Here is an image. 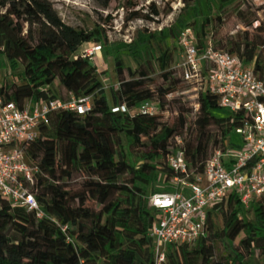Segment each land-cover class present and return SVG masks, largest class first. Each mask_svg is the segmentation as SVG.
I'll use <instances>...</instances> for the list:
<instances>
[{
	"label": "trees",
	"instance_id": "obj_1",
	"mask_svg": "<svg viewBox=\"0 0 264 264\" xmlns=\"http://www.w3.org/2000/svg\"><path fill=\"white\" fill-rule=\"evenodd\" d=\"M238 1L183 0L184 7L170 28L145 30L127 46L137 66L127 68L128 79L122 58L114 56L120 83L109 98L92 62L80 52L85 44L99 43L105 55H111L105 28L72 27L49 0H0V55L13 69L19 58L23 63L21 86L5 83L0 94L20 105L26 100L57 99L51 88L58 81L77 98L92 99L86 115L69 110L52 113L41 137L27 150L28 159L40 170L29 189L43 218L24 207H13L0 196V264H155L150 231L160 213L149 206V199L176 189L175 173L168 166L176 137L182 139L191 170L203 174L216 150L239 147L231 136L245 114H222L218 97L209 91L199 94L196 120L190 127L184 114L167 125L161 124L158 115H132L131 110L152 101L165 107L167 97L180 84L172 70L176 50L171 43L191 27L203 51L211 31L224 25L227 10ZM167 7L166 14L172 13L170 3ZM161 15L152 2L148 14L132 11L128 21H155ZM110 21L111 17L105 23ZM256 21L246 26L252 28ZM262 31L261 23L255 32ZM245 35L228 53L253 64L255 74L264 81V60L258 54L259 49L264 51V41L250 39L248 32ZM156 73L164 84L154 92L148 82ZM122 136L127 147L139 151V157L127 151ZM76 173L85 177L78 191L68 185ZM161 182L163 187L156 188ZM89 202L100 209L88 206ZM248 212L253 214L251 220L245 219ZM216 215L222 218L220 228ZM163 264H264V200L246 209L231 194L208 211L204 235L193 245L169 246Z\"/></svg>",
	"mask_w": 264,
	"mask_h": 264
},
{
	"label": "built area",
	"instance_id": "obj_2",
	"mask_svg": "<svg viewBox=\"0 0 264 264\" xmlns=\"http://www.w3.org/2000/svg\"><path fill=\"white\" fill-rule=\"evenodd\" d=\"M178 41L183 51V62L178 64L183 80L200 92L216 95L222 109L232 114L242 111L245 120L235 130L242 139L239 147L229 145L216 150L203 174L191 170L181 148L182 139L176 137L174 151L168 157V166L175 173L172 183L176 189L156 193L149 199V206L160 213L150 231L155 264L165 262L169 246L195 244L205 233L208 211L231 194H236L246 209L264 200V81L255 74L253 64L214 49L211 42L200 51L191 27L180 33ZM101 52L102 46L95 45L82 54L92 61L93 55ZM91 109L90 97L70 102L26 100L20 105L0 94V196L10 200L13 207H24L43 218L39 203L29 189L40 170L30 163L27 150L41 137L52 113L69 110L86 115ZM154 110L145 103L139 113L154 115Z\"/></svg>",
	"mask_w": 264,
	"mask_h": 264
},
{
	"label": "rangeland",
	"instance_id": "obj_3",
	"mask_svg": "<svg viewBox=\"0 0 264 264\" xmlns=\"http://www.w3.org/2000/svg\"><path fill=\"white\" fill-rule=\"evenodd\" d=\"M49 2L66 24L87 31L93 30L97 25H101L107 31L111 55L106 56L102 48L100 54L93 55L91 62L109 98H111L112 90L119 89L120 83L115 72L114 56L119 55L122 58L126 70L125 78L128 79L127 68L135 70L137 66L134 60L128 56L127 46L145 30L154 32L160 31L163 28H170L184 7L183 0H49ZM152 2L156 3L162 11V15L159 18H154L155 21L147 19L128 21L129 14L132 11L141 10L144 15L148 14V6ZM168 3L173 8V12L170 14H166ZM109 17H111V21L105 23V20ZM251 20L258 21L254 23L252 28H248L246 24ZM261 23L263 24V31L256 33L255 28ZM245 32L249 33L250 39L264 41V0H239L236 5L227 10L224 25L211 31L208 42H211L214 49L228 52L235 43L241 42L246 38ZM95 45L100 44H85L81 47L80 52L83 53L84 50L91 49ZM171 45L176 50L172 70L175 72V78L180 80L177 92L167 97L164 108L155 103V101L147 103L149 107L153 106L155 108L154 112L156 113L154 115H158L161 124L172 125L180 114H184L190 127L196 120L195 114L198 96L201 92L196 90L195 85L185 82L181 78L178 64L183 62V51L178 40L173 41ZM260 51L259 49L258 54H261L264 60V51ZM22 72L23 63L20 58L18 59L17 68L13 69L6 62V58L0 55V87L5 83L21 86ZM152 80L148 82V86L151 90L157 92L158 88L164 84L160 73L152 75ZM51 90L52 94L56 95L57 99L62 102H70L72 99H77L75 95L68 92L58 81L55 82ZM139 112L140 107L131 110L132 115ZM226 113L228 114V111L223 110L222 114ZM186 138L190 139V132L186 134ZM231 139L235 143L242 141L241 137L236 135V133L232 134ZM122 140L123 144L127 147L125 136H122ZM228 142L226 143L228 144ZM127 151L134 158L140 155L139 151L134 148L127 147ZM30 163L35 164L34 162ZM84 181L85 177L80 173H76L73 179L68 182V185L70 189L78 191ZM161 187H163L162 182L156 184V188ZM88 206L95 210L100 209V206L94 202H89ZM252 217V212L245 214L246 220H251ZM215 218L217 226L219 228L222 227L221 216L216 215ZM170 254L173 255L171 250ZM30 264H36V261Z\"/></svg>",
	"mask_w": 264,
	"mask_h": 264
}]
</instances>
